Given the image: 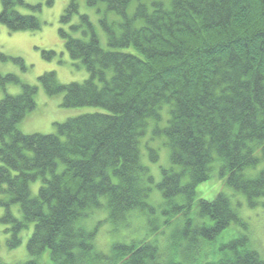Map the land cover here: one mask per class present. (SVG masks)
<instances>
[{
    "label": "trees",
    "instance_id": "1",
    "mask_svg": "<svg viewBox=\"0 0 264 264\" xmlns=\"http://www.w3.org/2000/svg\"><path fill=\"white\" fill-rule=\"evenodd\" d=\"M101 2L118 15V21H102L110 49L86 14V37L60 29L67 51L90 77L63 84L48 71L39 79L49 95L64 93L66 107L106 112L68 118L57 124V134L24 133L18 125L36 108L38 87L0 74V87L23 88L0 100V207H6L0 221L11 225V248L33 223L28 258L4 264H184L177 256L190 257L200 242H211L218 255L205 264H264L247 233L217 245L232 222L247 225L227 193L197 199L198 185L211 178L217 161L221 177L251 206L264 197V170L246 173L259 163L258 150L264 157V0H87ZM19 5L26 1L2 0L0 23L11 31L40 29L39 18L19 12ZM79 8V0H69L61 21L70 23ZM165 108L166 125L153 132L166 136L178 166L163 169L159 183L164 224H175L168 252L156 240L135 239L104 253L95 243L97 228L85 224L96 210L107 207L115 224L135 210L155 213L149 202L154 178L140 142L151 120H164ZM149 151L156 161L158 151ZM13 203L22 217L12 212Z\"/></svg>",
    "mask_w": 264,
    "mask_h": 264
},
{
    "label": "rangeland",
    "instance_id": "2",
    "mask_svg": "<svg viewBox=\"0 0 264 264\" xmlns=\"http://www.w3.org/2000/svg\"><path fill=\"white\" fill-rule=\"evenodd\" d=\"M26 5H19L17 10L23 14H35L42 27L38 30H20L11 31L4 24L0 23V74L3 76L15 75L21 83L36 85L38 91L36 94V108L29 112L28 115L19 123L18 128L24 133H46L57 134L58 123L66 121L68 118L78 115L106 112L98 106H79L66 107L63 105L64 93L49 95L40 81V76L48 71H55L59 82L69 84L71 82H83L90 77V73L80 60H74L66 48V38L61 34V28L71 32L73 36L86 37L84 30L89 29L83 20V15H88L90 21L98 33L101 44L104 48L110 49L108 45L107 31L102 21L107 19L109 22L118 21V15L108 9L106 3H99L90 6L87 0H79V12L73 15L68 24L61 21V15L69 4V0H25ZM40 5L39 8L31 6ZM136 1L132 3L129 11L134 12ZM2 0H0V12L2 11ZM80 24V27L73 29L71 26ZM88 37V36H87ZM131 48L126 49V51ZM49 51L56 53L48 55ZM46 53V54H45ZM23 90L20 83L9 82L6 86L0 87V100L6 94H19ZM164 120L157 124L151 120L146 134L141 137L140 148L142 161L149 167V171L154 178L151 183L150 204L154 207L155 213H146L135 210L128 221L124 224H115L109 219L107 207L96 210L87 218L85 224L88 228H97L95 243L98 250L109 254L112 247L118 242H130L131 240L148 239L156 240L159 243L160 250L163 254L168 252L169 235L173 231L175 224H164L166 215L163 214L164 197L159 188V183L163 178V169H178V166L171 162L170 147L164 134L158 135L153 130L158 125H166V108L163 110ZM150 148L158 151V159L153 161L150 155ZM257 155L260 157L259 163L246 170L250 176H256L264 170V157L258 150ZM220 162L213 164L211 178L200 183L197 187V199L214 200L219 192L227 193L234 207L238 210L240 216L246 222V226L237 222L225 230L219 238L217 245L230 241L232 238L241 233H247L251 245L264 256V197L259 199V203L251 206L247 197L236 191L226 183V179L220 175ZM40 181L32 184L33 195H38ZM105 200V198H103ZM196 207L193 208L194 213ZM11 210L18 218L22 217L19 203L11 204ZM6 207H0V217L4 216ZM156 219L158 229H152L150 219ZM182 215L178 220H183ZM10 224L0 221V264L23 261L28 258L27 242L33 229V223L29 228L22 232V243L16 248L9 246L8 240L12 233L9 230ZM156 230V231H155ZM215 248L211 242H200L197 249L190 256H184L180 253L177 258L184 264H205L209 260L218 257L213 253Z\"/></svg>",
    "mask_w": 264,
    "mask_h": 264
}]
</instances>
